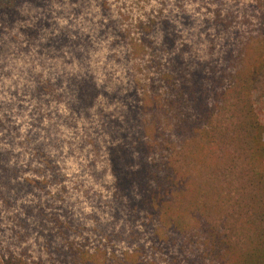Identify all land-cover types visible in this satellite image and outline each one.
Returning <instances> with one entry per match:
<instances>
[{"label":"rangeland","instance_id":"obj_1","mask_svg":"<svg viewBox=\"0 0 264 264\" xmlns=\"http://www.w3.org/2000/svg\"><path fill=\"white\" fill-rule=\"evenodd\" d=\"M263 23L264 0H0V259L72 264L78 250L106 247L105 264H217L193 255L200 231L183 240L119 184L143 162L152 179L169 174V150L187 140L172 114L189 112L191 85L215 93V121L231 126L221 92L254 57ZM84 77L97 89L79 111L68 83ZM251 89L264 121V70ZM192 175L233 188L202 165ZM218 211L212 223L238 242L239 215Z\"/></svg>","mask_w":264,"mask_h":264},{"label":"trees","instance_id":"obj_2","mask_svg":"<svg viewBox=\"0 0 264 264\" xmlns=\"http://www.w3.org/2000/svg\"><path fill=\"white\" fill-rule=\"evenodd\" d=\"M257 48L254 57L247 61L248 66L234 71L230 91L221 92L232 96L229 128L222 129L215 121L216 111L211 107L215 104L211 105L208 97L214 92L201 86L197 95V84L191 85L189 107L186 106L189 112L174 111L172 114L176 119L173 130L186 134L187 140L183 146L166 148L171 149L164 161V170L169 174L161 180L152 179L148 167L151 164L143 162L131 178L119 184L121 192L126 191L128 182L135 185L138 202L147 210L148 218L156 220L159 226H167L177 235V231H181L183 240H193L198 235L196 229L200 231V250L193 255L196 259L206 255L217 264L223 261L264 264V121L259 119L251 95L254 77L264 70V23ZM95 89L92 78L71 79L69 105L79 111L89 108L95 98ZM129 113L134 114L133 111ZM174 156L183 160L176 168L174 163L179 162ZM198 165L221 172L223 180L233 185L232 190L223 192L210 179L201 184L192 175L197 172ZM1 169L5 170L6 166H0ZM143 171L147 173L145 177ZM2 178L0 172V187ZM129 200L133 205L137 203L135 197ZM218 210L229 213V218H232V211L239 215L242 237L238 242L228 240L224 220L219 219L224 228L219 229V224L212 223L214 214L222 217ZM105 248H97L96 252L78 250L71 255L72 264H105L97 259L99 252L103 253V258L107 255ZM1 258L0 264H27L24 258L11 253Z\"/></svg>","mask_w":264,"mask_h":264}]
</instances>
